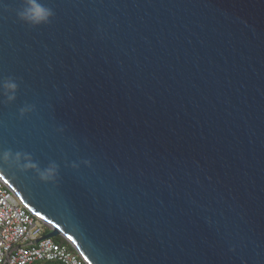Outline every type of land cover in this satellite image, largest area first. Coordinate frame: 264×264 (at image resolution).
<instances>
[{"label":"water","instance_id":"1","mask_svg":"<svg viewBox=\"0 0 264 264\" xmlns=\"http://www.w3.org/2000/svg\"><path fill=\"white\" fill-rule=\"evenodd\" d=\"M0 165L89 264H264V0H0ZM24 110L23 113L21 110Z\"/></svg>","mask_w":264,"mask_h":264},{"label":"built area","instance_id":"2","mask_svg":"<svg viewBox=\"0 0 264 264\" xmlns=\"http://www.w3.org/2000/svg\"><path fill=\"white\" fill-rule=\"evenodd\" d=\"M46 227L0 177V264H89L70 243L43 238Z\"/></svg>","mask_w":264,"mask_h":264},{"label":"clouds","instance_id":"3","mask_svg":"<svg viewBox=\"0 0 264 264\" xmlns=\"http://www.w3.org/2000/svg\"><path fill=\"white\" fill-rule=\"evenodd\" d=\"M24 7L16 13L17 19L31 27H40L50 23L54 16L51 8L46 7L40 0H23ZM0 7L7 10V5L0 2ZM18 85L14 79H6L0 83V90L6 97L8 102H13L16 98ZM23 113V109L21 110ZM14 164L20 171L35 169L38 172V178L42 182L53 181L56 177V166L51 165L47 169L40 170L38 165L32 160L27 153L16 152L10 150L0 152V165L8 166Z\"/></svg>","mask_w":264,"mask_h":264},{"label":"trees","instance_id":"4","mask_svg":"<svg viewBox=\"0 0 264 264\" xmlns=\"http://www.w3.org/2000/svg\"><path fill=\"white\" fill-rule=\"evenodd\" d=\"M50 232V229L49 227H46V234ZM54 239L57 241V242H60V243H64V244H69V242L62 236H57V237H54ZM45 264H50V263H45Z\"/></svg>","mask_w":264,"mask_h":264}]
</instances>
